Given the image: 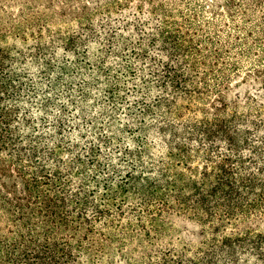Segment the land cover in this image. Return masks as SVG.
Here are the masks:
<instances>
[{
  "label": "trees",
  "instance_id": "1",
  "mask_svg": "<svg viewBox=\"0 0 264 264\" xmlns=\"http://www.w3.org/2000/svg\"><path fill=\"white\" fill-rule=\"evenodd\" d=\"M0 264H264V0H0Z\"/></svg>",
  "mask_w": 264,
  "mask_h": 264
},
{
  "label": "rangeland",
  "instance_id": "2",
  "mask_svg": "<svg viewBox=\"0 0 264 264\" xmlns=\"http://www.w3.org/2000/svg\"><path fill=\"white\" fill-rule=\"evenodd\" d=\"M20 6L21 5H14V6H11V8H8V10H11V11H13L14 13H16L17 12V10H18V8H20ZM118 99H120V98H118ZM114 106L112 105V102L111 101H108V103H106L105 105H109L111 108H113L114 107V110H113V112H115V113H117V117L118 118H123V119H126V114H127V112H126V110H125V108H126V102H124V103H116L115 101H114ZM110 108V109H111ZM106 109H108V108H106ZM137 121H138V119H137ZM123 128V127H122ZM123 139H126V141H128V136H126V137H124L123 135H120Z\"/></svg>",
  "mask_w": 264,
  "mask_h": 264
}]
</instances>
